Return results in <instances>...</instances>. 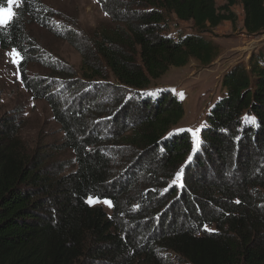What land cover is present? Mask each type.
Returning a JSON list of instances; mask_svg holds the SVG:
<instances>
[{
    "label": "trees",
    "instance_id": "trees-1",
    "mask_svg": "<svg viewBox=\"0 0 264 264\" xmlns=\"http://www.w3.org/2000/svg\"><path fill=\"white\" fill-rule=\"evenodd\" d=\"M222 1L99 0L111 26L86 36L70 25L61 38L81 56L79 79L43 60L26 31L50 27L41 1L13 6L0 49L19 52L22 85L46 100L63 139L29 148L20 112L0 116V264H264V45L225 70L196 147L180 99L154 86L191 59L214 63L219 47L203 35L235 28L236 5L244 33H264V0ZM174 20L192 33L171 32ZM31 64L48 73L29 75Z\"/></svg>",
    "mask_w": 264,
    "mask_h": 264
},
{
    "label": "rangeland",
    "instance_id": "rangeland-1",
    "mask_svg": "<svg viewBox=\"0 0 264 264\" xmlns=\"http://www.w3.org/2000/svg\"><path fill=\"white\" fill-rule=\"evenodd\" d=\"M40 1L50 13V27L46 29L26 23V31L42 48L43 60L57 57L72 68L76 72V78L79 79L81 56L74 47L61 39L64 27L71 28L70 25H74L86 36H93L100 29L109 28L111 23L95 0ZM222 3V0H216L217 5ZM232 10L238 19L235 28L225 22L214 29L212 35H203L204 39L219 47L220 54L214 63L203 68L191 59L184 67L170 68L165 75L154 82V86L168 88L180 99L184 115L179 127L185 129L191 136L189 130L200 128L211 105L223 96L220 82L225 70L237 63L246 65L251 52L258 46L264 45V37H249L244 33L241 7L236 5ZM172 25L175 28L172 27L171 32L192 33L191 22L174 20ZM11 51L0 49V116L12 113L19 116L18 112H20L22 122L19 124V127L21 126L19 131L23 144L29 148L40 145L51 150L54 148L53 145L61 143L63 133L52 119L46 100L33 99L22 85L18 64H14L12 58L7 55ZM28 73L31 76L43 77L48 71L31 64ZM70 91L76 92L74 89ZM65 99L69 101L70 97ZM55 157L66 166L65 173L74 169L73 157L69 152H58ZM95 200L99 202L87 203L90 206L103 208L108 215L111 213V207L104 203L107 200Z\"/></svg>",
    "mask_w": 264,
    "mask_h": 264
},
{
    "label": "snow or ice",
    "instance_id": "snow-or-ice-1",
    "mask_svg": "<svg viewBox=\"0 0 264 264\" xmlns=\"http://www.w3.org/2000/svg\"><path fill=\"white\" fill-rule=\"evenodd\" d=\"M99 2V0H97ZM21 3V0H7L8 7L0 6V27H6L9 22H11L15 17V12L13 11V6L18 7ZM107 15V13H105ZM12 58V62L14 64H19L22 60V57L20 56L19 52H17L15 49H13L11 52L7 53ZM250 121L254 123V118L249 117ZM203 127V125H201ZM191 131L192 137H193V145L194 147L199 145V132L200 128H197L195 130H189ZM191 159V157H189ZM181 179V172L176 173V178L173 180V184L177 183ZM89 204L99 202L95 200L93 197H89L88 201ZM104 203L108 204L109 207H111L110 201H104ZM209 230L210 229H206Z\"/></svg>",
    "mask_w": 264,
    "mask_h": 264
},
{
    "label": "built area",
    "instance_id": "built-area-1",
    "mask_svg": "<svg viewBox=\"0 0 264 264\" xmlns=\"http://www.w3.org/2000/svg\"><path fill=\"white\" fill-rule=\"evenodd\" d=\"M260 36L264 37V33H262ZM257 37H259V36H257Z\"/></svg>",
    "mask_w": 264,
    "mask_h": 264
}]
</instances>
